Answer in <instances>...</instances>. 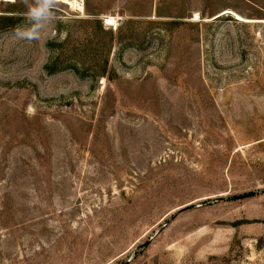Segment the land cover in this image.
<instances>
[{
    "label": "rangeland",
    "instance_id": "1",
    "mask_svg": "<svg viewBox=\"0 0 264 264\" xmlns=\"http://www.w3.org/2000/svg\"><path fill=\"white\" fill-rule=\"evenodd\" d=\"M66 1L0 0V264H264V0Z\"/></svg>",
    "mask_w": 264,
    "mask_h": 264
},
{
    "label": "clouds",
    "instance_id": "2",
    "mask_svg": "<svg viewBox=\"0 0 264 264\" xmlns=\"http://www.w3.org/2000/svg\"><path fill=\"white\" fill-rule=\"evenodd\" d=\"M56 6V0H33L24 14L25 24L14 30L15 37L29 42L39 40L43 31L54 20Z\"/></svg>",
    "mask_w": 264,
    "mask_h": 264
},
{
    "label": "bare ground",
    "instance_id": "3",
    "mask_svg": "<svg viewBox=\"0 0 264 264\" xmlns=\"http://www.w3.org/2000/svg\"><path fill=\"white\" fill-rule=\"evenodd\" d=\"M6 1H11V0H6ZM82 7H80V9H81ZM233 15V16H235L237 19H239V20H243V21H246V22H248V21H250L249 19H245V18H242L240 15H238L237 13H235V12H233L232 10H229V9H226V10H223V11H221V13H220V15ZM263 22H264V20H262Z\"/></svg>",
    "mask_w": 264,
    "mask_h": 264
},
{
    "label": "built area",
    "instance_id": "4",
    "mask_svg": "<svg viewBox=\"0 0 264 264\" xmlns=\"http://www.w3.org/2000/svg\"><path fill=\"white\" fill-rule=\"evenodd\" d=\"M61 1H63L64 3H67V4L69 3L66 0H61ZM78 1H80L82 3V0H78Z\"/></svg>",
    "mask_w": 264,
    "mask_h": 264
}]
</instances>
